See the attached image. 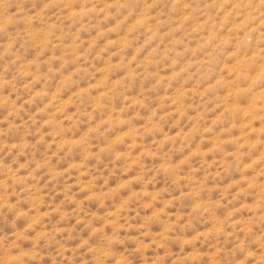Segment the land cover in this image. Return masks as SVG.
<instances>
[{"label": "rangeland", "instance_id": "obj_1", "mask_svg": "<svg viewBox=\"0 0 264 264\" xmlns=\"http://www.w3.org/2000/svg\"><path fill=\"white\" fill-rule=\"evenodd\" d=\"M0 264H264V0H0Z\"/></svg>", "mask_w": 264, "mask_h": 264}]
</instances>
